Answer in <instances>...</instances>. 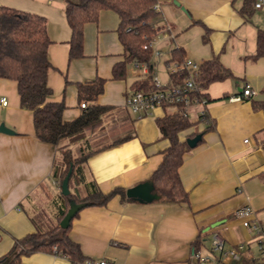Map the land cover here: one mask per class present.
<instances>
[{
  "label": "crops",
  "instance_id": "crops-1",
  "mask_svg": "<svg viewBox=\"0 0 264 264\" xmlns=\"http://www.w3.org/2000/svg\"><path fill=\"white\" fill-rule=\"evenodd\" d=\"M158 1L170 27L169 32L159 30V55L151 58L146 74L130 62L125 77L114 79L112 66L123 58L115 11L101 9L95 21L84 23L83 55L70 58L71 28L64 0H0V7L45 18L51 64L47 84L52 91L47 100L64 103L65 120L81 112L77 84L98 77L105 81L95 102L113 106L108 114L116 119L128 113L133 120V137L94 153L84 164L86 179L93 180L103 192L147 181L169 145L168 139L160 136L155 119L174 112L157 107L151 115L134 117L125 107V98L133 90L144 88L148 74L159 78V62L168 70L166 61L174 47L181 48L184 58L198 63L217 57L234 76L203 89L208 120L203 121L198 115L200 106L193 105L188 113L193 124L178 134L184 140L192 132L201 133L200 141L184 155L178 168L188 194L187 204L115 196L104 206L81 208L70 221L69 237L84 255L109 264H189L196 240H201L203 252L210 253L212 230L223 236L226 247L241 245L255 252L254 234L234 212L249 205L264 222V108H254L249 97H231L249 83L253 99L264 100V56L249 58L255 52L257 29H264V3L256 8L254 2L258 0H254L246 17L242 12L244 0ZM160 80L168 83L172 79L167 73ZM2 97L7 103H0V122L13 133L0 131V258L15 239L56 224L59 210L65 206L60 186L51 175L58 147L35 136L32 112L20 107L14 79L0 77ZM78 142L62 141L71 149ZM214 257L209 264H239V260L228 258L217 263ZM17 262L71 264L67 257L46 251L21 255Z\"/></svg>",
  "mask_w": 264,
  "mask_h": 264
},
{
  "label": "trees",
  "instance_id": "trees-1",
  "mask_svg": "<svg viewBox=\"0 0 264 264\" xmlns=\"http://www.w3.org/2000/svg\"><path fill=\"white\" fill-rule=\"evenodd\" d=\"M64 1L66 19L71 28L68 52L70 58L83 55L84 23L95 21L101 9H111L119 17L118 38L123 48V58L112 66V78H124L127 64L130 62H146L151 65L152 49L143 46L160 30V27H154L152 24L157 17V12L153 9L156 0ZM253 2L254 0H244L242 12L246 17L251 13ZM49 43L46 20L43 16L15 8L0 7V77L16 81L19 105L32 112L35 136L58 147L60 158L54 160L51 175L59 186L69 166H72L68 180L69 193L63 195L60 189L65 206L59 210L57 223L46 230L36 229L15 239L8 253L0 258V262L7 260V264L11 262L18 264L21 255L34 251L65 256L71 264H91L87 260L92 258L84 255L78 243L69 237V226L66 228L59 226V221L68 208V199L71 198L77 203L89 202V205L96 206H104L115 196L122 200L132 199L126 197L123 187L116 186L108 192L101 191L93 180L86 179L83 169L89 156L133 137V120L129 115H125L107 128L102 126L103 116L112 111L113 106L95 102L103 90L105 81L100 77L91 82L77 84L81 112L77 117L65 120L64 103L47 100L52 92L47 84V72L51 67L47 54ZM261 56H264V29H257L255 52L249 58L255 60ZM183 58V51L176 46L171 50L170 59L166 63L181 61ZM185 74L171 76L172 83L180 82ZM152 76V73L148 74V83L144 81L145 89L153 87ZM229 77H234L232 72L223 66L217 57H212L199 63L195 80L199 87L206 89L210 83ZM262 91L264 93V88ZM203 95L206 96L204 92ZM249 99L254 108H264V100H256L252 96ZM82 102H85V107H81ZM155 121L160 136L169 141L168 147L162 152L159 165L148 179L153 186L152 192L157 195L155 200L187 204L188 194L181 184L178 168L184 155L193 148L188 146L186 139L201 133L192 132L184 140H180L178 134L193 123L188 116L178 112L165 114ZM96 128L102 129L104 140L90 143L85 133ZM66 139L70 143L80 142L78 154L74 155L71 147L59 146ZM261 147L264 149V139L261 140ZM200 244L201 240H196L193 248H200ZM232 248L241 254L239 264H262L258 259L246 256L247 252L251 251L250 247L241 249L235 245Z\"/></svg>",
  "mask_w": 264,
  "mask_h": 264
},
{
  "label": "built area",
  "instance_id": "built-area-1",
  "mask_svg": "<svg viewBox=\"0 0 264 264\" xmlns=\"http://www.w3.org/2000/svg\"><path fill=\"white\" fill-rule=\"evenodd\" d=\"M264 2L258 0L254 6L259 8ZM153 9L157 12V17L153 20L154 27H160L163 30L170 31V27L166 18L161 13L159 1L156 0L153 4ZM159 31L149 38L144 48L152 49V57L159 55V50L156 47ZM172 36V34H169ZM133 66L139 69L140 73L146 74L148 71V64L146 62L133 61ZM199 63L190 59L183 58L181 61H173L169 63L168 74L171 76L186 73L180 82L163 83L156 75L152 76L151 89H136L129 93L125 98V107L128 112L134 117H141L151 115L153 110L157 107L170 108L172 112H178L182 115L188 116L189 108L193 105H199L198 115L207 121L206 104L208 102L206 96L203 95V89L198 86L195 77L197 76ZM254 94L249 83H244L241 87V92L231 99L239 100L241 98L250 97ZM2 105H6L5 97L0 99ZM85 102L81 103V107H85ZM234 216L238 218L242 225L254 234L253 241L255 242L256 251L247 252L248 258L258 259L264 264V222L260 221L254 212V209L245 205L235 210ZM241 249H244L241 245ZM210 253L203 252L200 248H193L190 255L189 264H209L214 255L217 263L223 262L226 258L233 260H240L241 254L234 248L226 247L223 236L217 231L212 230L209 236ZM91 264H109L105 259H91L87 260Z\"/></svg>",
  "mask_w": 264,
  "mask_h": 264
},
{
  "label": "water",
  "instance_id": "water-1",
  "mask_svg": "<svg viewBox=\"0 0 264 264\" xmlns=\"http://www.w3.org/2000/svg\"><path fill=\"white\" fill-rule=\"evenodd\" d=\"M0 131L13 133V130L7 128L3 122H0ZM200 137H201V134H196L193 137H188L186 139L188 146L194 147L196 145V143L198 142V140L200 139ZM71 171H72V166L70 165L65 176H64V178H63V180H62V182H61V185H60L61 193L63 195H67L69 193L68 180H69V176L71 174ZM152 189H153V186H152L151 182L147 180V181L135 184L129 188H126L125 189V195L127 198H132L135 200L148 202L151 200H155L157 198V195L152 192ZM89 204H90L89 202L77 203L71 198L68 199V208H67L65 214L63 215V217L60 219L59 226L62 228L68 227L70 224V221L76 215V213L81 208H83ZM216 224H217V222L212 224V226H214ZM209 227L210 226H208L207 229ZM0 264H7V260L1 261Z\"/></svg>",
  "mask_w": 264,
  "mask_h": 264
},
{
  "label": "rangeland",
  "instance_id": "rangeland-1",
  "mask_svg": "<svg viewBox=\"0 0 264 264\" xmlns=\"http://www.w3.org/2000/svg\"><path fill=\"white\" fill-rule=\"evenodd\" d=\"M156 62L158 63L157 60H156ZM157 66H158L157 67V74H158L160 79L164 80L167 76L168 70H165L162 63H160V62L158 63ZM127 115H128V113H127ZM123 116H125V115H123ZM114 119H116V118L112 117L110 114H106L105 116H103L102 126L107 128V126L110 125L111 123L119 121L118 118L116 120H114ZM102 132L103 131L101 128H96L94 131H87L85 133V137L89 139L90 143H96V142L99 143V140H100V142H103L102 140H104V137H103L104 135ZM79 143L80 142H78L72 146V151H73L74 155L78 154ZM59 146H63V143L61 142ZM58 153H59L58 154V159H59L60 158V152H58Z\"/></svg>",
  "mask_w": 264,
  "mask_h": 264
}]
</instances>
